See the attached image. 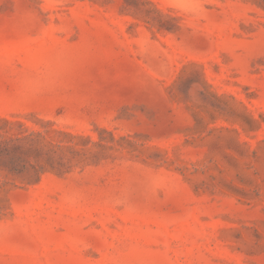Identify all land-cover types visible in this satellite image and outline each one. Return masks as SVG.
<instances>
[{"label": "rangeland", "instance_id": "obj_1", "mask_svg": "<svg viewBox=\"0 0 264 264\" xmlns=\"http://www.w3.org/2000/svg\"><path fill=\"white\" fill-rule=\"evenodd\" d=\"M0 264H264V0H0Z\"/></svg>", "mask_w": 264, "mask_h": 264}, {"label": "trees", "instance_id": "obj_2", "mask_svg": "<svg viewBox=\"0 0 264 264\" xmlns=\"http://www.w3.org/2000/svg\"><path fill=\"white\" fill-rule=\"evenodd\" d=\"M29 156H34L38 162H34L29 158L27 163L22 166L24 170H27L26 180L28 183H33L40 180L43 173L49 170H53V163L49 161V158L44 163L39 162V156L44 152L42 146L39 143H32L28 147Z\"/></svg>", "mask_w": 264, "mask_h": 264}]
</instances>
